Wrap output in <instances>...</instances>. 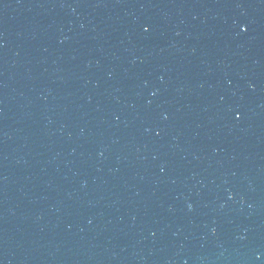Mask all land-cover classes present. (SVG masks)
I'll list each match as a JSON object with an SVG mask.
<instances>
[{"label":"water","instance_id":"95a60500","mask_svg":"<svg viewBox=\"0 0 264 264\" xmlns=\"http://www.w3.org/2000/svg\"><path fill=\"white\" fill-rule=\"evenodd\" d=\"M0 264H264V0H0Z\"/></svg>","mask_w":264,"mask_h":264}]
</instances>
